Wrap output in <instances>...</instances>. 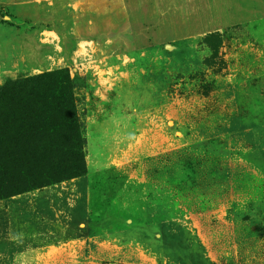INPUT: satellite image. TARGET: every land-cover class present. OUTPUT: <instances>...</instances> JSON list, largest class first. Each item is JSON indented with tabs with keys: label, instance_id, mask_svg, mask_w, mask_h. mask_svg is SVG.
Returning <instances> with one entry per match:
<instances>
[{
	"label": "rangeland",
	"instance_id": "1",
	"mask_svg": "<svg viewBox=\"0 0 264 264\" xmlns=\"http://www.w3.org/2000/svg\"><path fill=\"white\" fill-rule=\"evenodd\" d=\"M215 1L195 29L184 0H0V95L40 113L5 158L0 264H264V0ZM165 157L197 172L162 223Z\"/></svg>",
	"mask_w": 264,
	"mask_h": 264
},
{
	"label": "trees",
	"instance_id": "2",
	"mask_svg": "<svg viewBox=\"0 0 264 264\" xmlns=\"http://www.w3.org/2000/svg\"><path fill=\"white\" fill-rule=\"evenodd\" d=\"M214 38L220 41L221 33H219V31L210 32L206 34L204 40L210 42ZM3 89L4 92L0 95V177H2L0 180V196H8L13 195L15 191L22 190L23 187L21 185L17 186L16 183L12 181L11 191L6 185L1 188L6 177L5 175L8 173L7 168L9 162H6L7 160L5 158L11 150L17 147L18 149H26V146H28L27 148L31 147L26 141H28V137L33 138L31 130H33L34 118L40 113L30 107L33 101L30 99V96L25 97L29 92L26 85L10 82L6 84ZM12 135L16 136L17 140L15 139L14 141L11 137ZM19 137H25L26 139H19ZM35 146H38V144ZM165 159L168 162L163 167L167 174L166 178L162 176L163 171L159 172L158 169H154L156 180L160 181L165 186H169V192L161 191L163 197L156 201V216H158L159 221L163 220L162 223L164 220L177 217L175 215L178 213H184L183 210L178 207L179 203L175 201L174 192L183 189L185 187L184 181L186 179H194L193 175L197 172L196 167H194L195 163L193 160H188L190 159L189 157H177L176 160L173 157H165ZM64 172L65 169H62V173ZM60 174L61 173H52L50 170L49 174L42 175L44 179H42L41 182H36L32 186H42L48 182L61 181L63 177Z\"/></svg>",
	"mask_w": 264,
	"mask_h": 264
},
{
	"label": "crops",
	"instance_id": "3",
	"mask_svg": "<svg viewBox=\"0 0 264 264\" xmlns=\"http://www.w3.org/2000/svg\"><path fill=\"white\" fill-rule=\"evenodd\" d=\"M184 4L181 5L180 7H178V9L176 10L177 12L174 14H177L178 12L181 13L182 17H188L187 19H184L182 23L184 22H189L190 20H193L192 22H190V26L194 25V20L197 24V26H193V28L198 29V28H202L203 23L205 22L206 19H201V17L204 15V11H206V9H209L210 11L214 9V5L216 3L215 0H184ZM187 14H186V13ZM184 13V15H183ZM195 14H196V19H195ZM192 16V17H191ZM174 17H178L176 15L173 16ZM179 20V19H178ZM180 22V20H179ZM177 22V23H179ZM175 25V23L173 24ZM194 30V29H191ZM220 29H209V30H204L202 32H199V34H208L210 32H217Z\"/></svg>",
	"mask_w": 264,
	"mask_h": 264
}]
</instances>
